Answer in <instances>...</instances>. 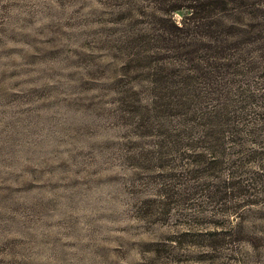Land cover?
<instances>
[{
	"label": "rangeland",
	"instance_id": "obj_1",
	"mask_svg": "<svg viewBox=\"0 0 264 264\" xmlns=\"http://www.w3.org/2000/svg\"><path fill=\"white\" fill-rule=\"evenodd\" d=\"M202 1L0 0V264H264V0Z\"/></svg>",
	"mask_w": 264,
	"mask_h": 264
},
{
	"label": "trees",
	"instance_id": "obj_2",
	"mask_svg": "<svg viewBox=\"0 0 264 264\" xmlns=\"http://www.w3.org/2000/svg\"><path fill=\"white\" fill-rule=\"evenodd\" d=\"M237 1L231 0L229 2L227 0H204L199 5H191L188 7L191 14L188 15V17H186L185 20L181 22L180 27H176V26L174 27H176V30L178 31L181 30L182 26H184L185 29L192 28L186 31L185 32L186 34H184L183 36L185 37L189 35L190 37H193L195 32H197V31H194L193 29V27L195 26L199 28L200 30H202L201 34L197 33L198 36L207 39L209 42L214 41L216 35H214L211 31L212 24L213 23L217 24L218 22L217 24L218 28L222 27L224 24L221 22V19L223 17H226L227 16L226 14L232 9L231 2L233 4L235 3L234 5L238 6ZM248 3H249L248 1L243 2L245 6ZM232 25H234V23L231 22L229 27H231ZM219 31L220 29L217 30V32ZM233 48H236V46L233 45L232 48H226V49L223 48L221 49L222 54L220 53L219 55H218V52H216V54L218 55L217 57L218 59L214 62L212 68H208V71L206 72V76H205L206 86L209 84L212 85V89H214V92H215L213 94L214 97L210 98V100H212L215 104L212 106L214 107L222 106L224 109H226V110H223L220 107L221 109L220 114L218 112V114L216 115L211 114L212 116L208 115L207 117V118H210L208 119L209 122L211 121V118L215 117L217 119L216 124L219 125L218 129L220 130H221V126L224 124H228L231 122L232 124L233 123L238 124L239 122H241V119L243 118L238 117V114L245 112L243 111L242 106H240V102L242 101L241 96L243 95L242 94L243 88L237 90L238 92L236 93L232 92L230 88L227 89V85L232 86L233 88L234 87L239 88V83L241 84V81L243 80V79L234 80L235 77H239V76L241 77L243 73L232 72L236 64L234 65L232 63L227 64V61L230 62L232 60L231 58H234L233 56L234 54L229 53L230 55H228L226 50H232ZM246 62L248 61L247 60L243 61V63H246ZM206 64L208 65L209 63H206ZM224 89L229 90V91H225ZM228 92L233 93L232 95H235V98L231 95V93H228ZM230 97H233L234 100L230 101ZM231 102H233L234 104H229ZM233 111L238 112L237 117L236 118L234 117V119L227 118L229 115L234 114ZM254 140H255L254 142L259 143L258 139H254Z\"/></svg>",
	"mask_w": 264,
	"mask_h": 264
}]
</instances>
